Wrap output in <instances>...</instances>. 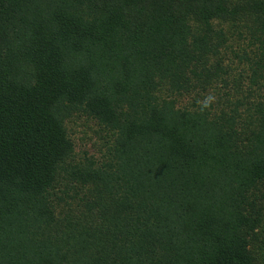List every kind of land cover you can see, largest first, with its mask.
<instances>
[{
  "label": "trees",
  "instance_id": "1",
  "mask_svg": "<svg viewBox=\"0 0 264 264\" xmlns=\"http://www.w3.org/2000/svg\"><path fill=\"white\" fill-rule=\"evenodd\" d=\"M0 264H264V0H0Z\"/></svg>",
  "mask_w": 264,
  "mask_h": 264
},
{
  "label": "rangeland",
  "instance_id": "2",
  "mask_svg": "<svg viewBox=\"0 0 264 264\" xmlns=\"http://www.w3.org/2000/svg\"><path fill=\"white\" fill-rule=\"evenodd\" d=\"M241 74L243 72L235 73L236 78L241 80ZM68 129L74 141L78 157H82L85 153H88L97 159H103V155L106 153L103 137L105 132L95 120L83 114L80 118L71 120L68 124Z\"/></svg>",
  "mask_w": 264,
  "mask_h": 264
},
{
  "label": "clouds",
  "instance_id": "3",
  "mask_svg": "<svg viewBox=\"0 0 264 264\" xmlns=\"http://www.w3.org/2000/svg\"><path fill=\"white\" fill-rule=\"evenodd\" d=\"M211 100H212V97H209L208 100H207L206 103H205V107L208 106V104L211 102Z\"/></svg>",
  "mask_w": 264,
  "mask_h": 264
}]
</instances>
